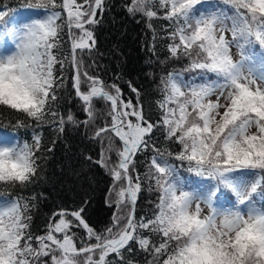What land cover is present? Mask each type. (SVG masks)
<instances>
[{
	"label": "snow or ice",
	"instance_id": "snow-or-ice-1",
	"mask_svg": "<svg viewBox=\"0 0 264 264\" xmlns=\"http://www.w3.org/2000/svg\"><path fill=\"white\" fill-rule=\"evenodd\" d=\"M104 5L22 0L21 8L36 11L25 21L0 5V109L63 133L66 123H80L57 110L70 69L85 126L96 120L94 101L107 105V119L93 138L109 141L96 163L112 179L106 202L115 207L110 225L99 232L80 207L57 210L43 234L34 235L35 196L0 197V264H131L124 253L133 245L151 256L146 264H264V0H129L130 15L169 22L163 37L169 57L188 60L183 70L160 77L156 121L145 117L130 82L136 103L118 84L82 71L81 54L95 48L92 29ZM155 39L154 32L153 51ZM10 126L31 127L20 119ZM160 130L178 151L156 146L153 135ZM147 153L142 176L137 156ZM43 159L42 133L33 130L30 143L0 137V183L32 184ZM145 182L156 199L151 215L137 218ZM79 229L86 240L77 236Z\"/></svg>",
	"mask_w": 264,
	"mask_h": 264
},
{
	"label": "trees",
	"instance_id": "trees-1",
	"mask_svg": "<svg viewBox=\"0 0 264 264\" xmlns=\"http://www.w3.org/2000/svg\"><path fill=\"white\" fill-rule=\"evenodd\" d=\"M22 0H0V5H7L13 9L21 8ZM129 0H105L104 11L97 13L100 23L93 26L95 34V48L91 53H83L82 71L87 70L89 75L99 76L105 85L118 84L126 98H131L136 103V95L131 91L129 82L140 92L139 102L143 105L145 117L156 121L159 119L160 110L157 101L162 99L160 91V77L166 76L171 71H181L188 63L187 58L180 60L171 59L167 50L168 40L166 30L169 22L164 19L148 21L140 14L130 15L126 11ZM66 15V14H65ZM162 15V13H161ZM151 23V27H149ZM155 32V51L152 50L153 35ZM64 49L69 47L67 29L62 33ZM259 51V48L256 49ZM164 63H161V62ZM72 71H66L68 77L65 87L58 93L57 110L67 116L71 113L77 124L66 123L64 132L58 133L53 125L44 124L37 128L34 121L20 114H13L6 109H0V128L15 131L21 142H31L33 130L42 133V152L44 159L38 179L23 188L19 185L11 186L0 183V193L10 197L23 196L31 200L35 196L32 216L31 231L34 235L43 234L49 217L59 209L75 211L80 207L85 209V220L98 232L111 223L114 206L109 207L106 200L112 179L107 170L96 163L100 158L102 147H107L108 139L93 138L99 127L106 121L107 105L102 101H94L96 120L85 126L82 121L86 117L80 101L72 87ZM189 76L185 73V79ZM83 79V78H82ZM83 90L87 85L82 83ZM6 117V118H5ZM17 119L25 120L31 127L19 129L10 126ZM54 147L51 152L47 148ZM153 142L157 147H168L172 151L179 148L174 144H165L163 130L153 135ZM113 144L119 147L118 138L113 139ZM151 153L137 156V171L143 174L147 170V162ZM91 157V160L87 159ZM115 160V152L110 153ZM2 191V192H1ZM156 193L145 190L140 194L136 204V216L151 215L152 202ZM77 231L80 239L86 240L82 229ZM155 240V237H153ZM79 243V241H78ZM126 261L131 264H146L151 256L133 245L132 253H124ZM114 259V257H110Z\"/></svg>",
	"mask_w": 264,
	"mask_h": 264
},
{
	"label": "rangeland",
	"instance_id": "rangeland-1",
	"mask_svg": "<svg viewBox=\"0 0 264 264\" xmlns=\"http://www.w3.org/2000/svg\"><path fill=\"white\" fill-rule=\"evenodd\" d=\"M35 14H36L35 10L25 9V8L16 9V12H15V16H16V19L18 21H25L27 19H30L33 16H35ZM233 51H234V54H235L236 50L233 49ZM236 58H238V55L236 56ZM0 137L3 138L4 142H8V143L21 142L19 135H17L15 131H11V130L6 129V128H0ZM119 146H120V144H119ZM115 157H116V155H115ZM111 158L112 157H110V163H114L116 161V159H117V157H116L115 160H113ZM0 197L12 198V197H10L8 195H5L3 192L0 193ZM14 198L15 197H13L12 199H14ZM112 199H115V197H112ZM114 210H115V208H114Z\"/></svg>",
	"mask_w": 264,
	"mask_h": 264
},
{
	"label": "flooded vegetation",
	"instance_id": "flooded-vegetation-1",
	"mask_svg": "<svg viewBox=\"0 0 264 264\" xmlns=\"http://www.w3.org/2000/svg\"><path fill=\"white\" fill-rule=\"evenodd\" d=\"M81 2H82V0H81Z\"/></svg>",
	"mask_w": 264,
	"mask_h": 264
}]
</instances>
